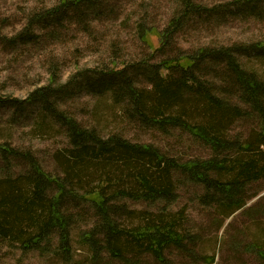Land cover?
Returning a JSON list of instances; mask_svg holds the SVG:
<instances>
[{"label": "rangeland", "instance_id": "374dc122", "mask_svg": "<svg viewBox=\"0 0 264 264\" xmlns=\"http://www.w3.org/2000/svg\"><path fill=\"white\" fill-rule=\"evenodd\" d=\"M60 1L0 0V98L26 99L33 90L48 86L52 78L55 87L84 69L88 76L96 78L113 67L121 69L128 66L131 70V66L147 62V58H151L150 63H158L179 54L195 53L204 47L251 48L249 53L237 52V59L243 68L264 80V58L252 50L253 45L264 42V17L227 15L222 19L195 18L165 50L153 53L139 37V25L162 30L178 12L182 0H101L106 10L95 19H88L94 16L87 17L85 27L74 21L65 22L60 29L38 25L28 28L27 33L38 35H29L32 41L18 44L6 41L21 32L23 34L31 16L57 6ZM233 1L196 0L209 7L229 6ZM260 7L264 8V3ZM151 39L157 46L158 37L152 36ZM226 67L224 60L204 61L198 74L217 97L225 99L231 106L247 107L239 96V89L225 80L222 71ZM84 75L76 78L77 84L83 81ZM138 80V86L151 90L152 85L144 75ZM75 85L58 99L59 109L103 139L114 137L148 146L178 164L213 157L246 159L257 156L255 150H239V146L218 154L181 123L174 122L173 116L165 118L167 123L143 119L134 114L133 105L127 100L118 102L111 92L95 93ZM16 105H0V144L6 143L34 157L45 172L57 177L61 185L64 182L66 188L74 192L73 196L65 199L62 207L71 220V251L66 254L59 249L56 233L51 237L52 245L48 248H45V243L40 247L24 248L12 239L0 237V264H93L85 234L93 232L101 223L102 216L94 202L82 196L88 197L87 191L96 189L99 179L93 178L89 184L78 185L68 171L73 144L66 129L39 106L28 104L20 109ZM242 113L243 116H236L225 128V135L230 140L249 141L260 130L261 121L257 113L251 110ZM187 118L192 124L198 123L195 117ZM147 158L143 161L153 165ZM29 170L30 164L25 158L12 157L8 167L0 158L2 177ZM172 172L173 193L169 199L159 198L152 202L124 194L113 198L112 202L123 205L125 210L180 212L184 229L197 237L195 254L215 257L212 263L201 260L197 263L194 257L171 249L168 251L170 264H264V257L247 248L248 244L260 242L264 253V178L246 184L239 196L246 205L227 214L228 209L222 208L218 201L206 198L207 203L204 196L211 192L202 185L188 180L178 167ZM211 176H216V173L212 172ZM57 190L58 185H50L48 196ZM126 216L120 218L121 222L132 224ZM134 221L136 224L140 220L135 217ZM96 237L103 240L104 232H97ZM101 251L100 264H123L111 257L107 249ZM141 261L142 264L146 261L156 263L145 255Z\"/></svg>", "mask_w": 264, "mask_h": 264}, {"label": "trees", "instance_id": "16d2710c", "mask_svg": "<svg viewBox=\"0 0 264 264\" xmlns=\"http://www.w3.org/2000/svg\"><path fill=\"white\" fill-rule=\"evenodd\" d=\"M261 3L264 0H234L229 6L209 7L196 0H182L181 7L166 27L159 30L140 24L139 37L153 53L161 52L195 18L222 19L227 15L263 18L264 8L260 7ZM105 10L101 0H61L57 6L31 16L24 33L6 41L10 44L32 41L33 38L28 36L38 35L27 33L28 28L38 25L47 28L57 26L60 29L65 22L74 21L85 27L87 17L94 16L88 19H95ZM152 36L158 37L157 46ZM252 50L264 58V42L253 45ZM237 52L249 53L251 48L204 47L195 53L179 54L158 63H150L151 58H147V62L134 64L131 70L128 66L121 69L112 66L96 78L88 76L84 69L55 87L52 78L48 86L33 90L26 99L0 98V105L13 103L22 109L29 104L46 110L66 129L73 144L68 164L70 177L76 179L80 186L89 184L93 178L99 179L97 188L89 189L88 197L85 194L82 196L94 202L102 216L101 223L93 232L85 234V241L90 243L88 246L93 264H100L102 249H107L111 257L123 264H142L144 255L155 264H170L168 251L171 249L194 257L197 263L200 260L206 263L215 261L214 256L195 254L197 237L184 229L180 212L125 210L123 205L112 202V199L124 194L152 202L159 198L169 199L173 193L172 171L178 167L188 180L211 192L209 194L212 196H204L207 203L208 200L218 201L222 208L228 209L227 214L246 205V201L239 197L246 184L264 178V80L242 67ZM210 60L227 62V67L222 71L225 80L239 89V96L247 107L231 106L225 99L217 97L206 81L202 80L198 71L204 61ZM81 75H84L80 82L84 85L82 87L76 82V78ZM141 75L151 83V90L138 86ZM74 83L76 87L95 93L111 92L118 102L127 100L133 105L134 114L143 119L167 123L165 118L173 116L174 122L181 123L218 154L239 146V150H255L257 156L246 159L213 157L178 164L151 147L131 144L114 137L103 139L94 130L83 127L75 117L59 109L58 99L69 93ZM249 109L259 115V132L249 141L228 139L225 128L236 116H243L241 111L247 112ZM186 116L195 117L198 123L192 124L188 118L186 120ZM12 157L25 158L30 164V170L15 176H0V237L4 240L12 239L24 248L40 247L44 243L45 248H48L52 245L51 237L57 234L59 249L66 254L70 253L71 220L62 211V207L66 203L65 199L73 196L74 192L68 190L64 182L61 185L57 177L45 172L34 157L6 143L0 144V158L5 166L8 167ZM147 157L153 165L143 161ZM212 172L216 176H211ZM53 184L58 185V190L48 196L47 190ZM123 215H127L132 224L126 221L122 223L120 218ZM135 217L140 220L136 224ZM100 231L104 232L103 240L96 237ZM262 245L253 242L247 248L264 257ZM143 264L151 263L146 261Z\"/></svg>", "mask_w": 264, "mask_h": 264}]
</instances>
